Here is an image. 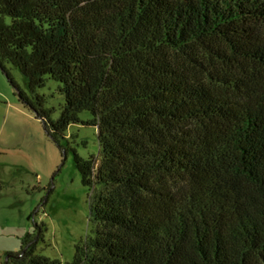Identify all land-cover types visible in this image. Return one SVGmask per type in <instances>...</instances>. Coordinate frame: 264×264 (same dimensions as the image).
Listing matches in <instances>:
<instances>
[{
    "label": "trees",
    "instance_id": "1",
    "mask_svg": "<svg viewBox=\"0 0 264 264\" xmlns=\"http://www.w3.org/2000/svg\"><path fill=\"white\" fill-rule=\"evenodd\" d=\"M0 71L60 149L97 130L98 164L67 146L94 230L65 264H264V0H0ZM41 227L2 264H62Z\"/></svg>",
    "mask_w": 264,
    "mask_h": 264
},
{
    "label": "rangeland",
    "instance_id": "2",
    "mask_svg": "<svg viewBox=\"0 0 264 264\" xmlns=\"http://www.w3.org/2000/svg\"><path fill=\"white\" fill-rule=\"evenodd\" d=\"M6 23L9 19L6 18ZM26 95L25 81L7 66ZM60 84L48 79L36 93L57 120L64 104ZM89 120V113L79 115ZM60 149L46 134L40 120L25 107L0 71V264L7 253L20 250L23 238L41 225L43 241L37 254L62 264L72 261L75 248L93 236L88 189L73 162V153L98 164L99 145L93 126L70 125ZM68 146V147H67ZM63 149L66 150L63 154ZM38 233V232H37Z\"/></svg>",
    "mask_w": 264,
    "mask_h": 264
},
{
    "label": "water",
    "instance_id": "3",
    "mask_svg": "<svg viewBox=\"0 0 264 264\" xmlns=\"http://www.w3.org/2000/svg\"><path fill=\"white\" fill-rule=\"evenodd\" d=\"M8 260V256H6L5 258H4V261L6 262Z\"/></svg>",
    "mask_w": 264,
    "mask_h": 264
}]
</instances>
